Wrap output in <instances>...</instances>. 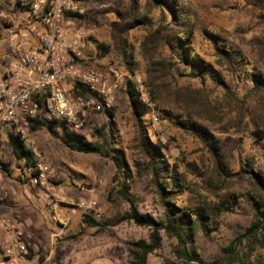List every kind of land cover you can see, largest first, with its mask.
<instances>
[{
  "label": "trees",
  "instance_id": "trees-1",
  "mask_svg": "<svg viewBox=\"0 0 264 264\" xmlns=\"http://www.w3.org/2000/svg\"><path fill=\"white\" fill-rule=\"evenodd\" d=\"M254 3L264 10V0H254ZM128 6L131 15L129 29L144 31L140 55L146 63L145 86L159 111V119L200 143L202 158L199 162L174 159L168 145L156 135L152 136L147 125L151 112L130 80L124 91L129 100L135 134L128 148L119 141L117 109L114 107L101 112L106 114L107 121L91 130V139L63 121H57L62 124V129L53 131V136L72 151L99 155L113 162L116 169L114 186L108 193V200L120 199L129 204V210L114 224L134 223L150 231L148 239L127 244L130 264H149L150 256L162 248L163 236L171 242L175 258L183 264H264V171L258 167L254 154L242 157L238 169H234L233 162L224 152L223 141L200 124V121L211 126L221 124L227 113L205 88L193 86L194 80L202 84L213 81L216 88L224 91L225 101L234 106L232 118L238 133H250L264 140V119L254 116L246 107L247 101L257 96L264 101V70H260L258 61L262 58L252 64L248 62L224 31L204 32V39L213 47L214 62L200 57L194 49L198 18L183 0H128ZM153 12L159 13V20L151 16ZM85 18L87 14L82 16ZM121 26V23H113L112 44L97 43V49L103 57L114 50L127 71L135 74L139 71L135 60L136 45ZM261 52L263 55L264 48ZM81 62L88 70L100 71L101 67L92 58ZM242 85L246 87V93L240 97ZM75 88L90 95L88 89ZM246 115L251 119L244 124ZM47 123L45 118L34 120L31 131L46 127ZM8 136L16 141L13 148L17 157L25 162L34 176H38L39 160L25 140L15 133ZM0 167L11 172L10 162L0 160ZM135 174L149 177L148 189L163 208L161 218L140 213L142 198L132 192ZM236 181L246 184L245 192L234 191ZM242 203L252 209L249 227L223 248L225 256L222 259L207 262L197 240L211 239L221 229L223 218L236 213ZM82 221L83 229L79 235L88 228L102 230L113 223L99 221L90 214H84ZM47 255L48 252L41 256V262Z\"/></svg>",
  "mask_w": 264,
  "mask_h": 264
},
{
  "label": "rangeland",
  "instance_id": "rangeland-1",
  "mask_svg": "<svg viewBox=\"0 0 264 264\" xmlns=\"http://www.w3.org/2000/svg\"><path fill=\"white\" fill-rule=\"evenodd\" d=\"M144 1V0H143ZM197 15L194 49L196 54L213 63V47L204 39V32L219 33L224 31L230 37L232 45L237 48L250 62L262 58L260 70H264V10L255 5L254 0H183ZM87 18L79 25L89 35L88 50L85 60L92 58L98 66L103 78L122 77L123 84L112 98V107L116 108L119 141L128 148L134 137L131 121L130 105L124 89L127 81L140 77L145 85L146 63L140 55V41L144 35L141 29H132L128 0H85ZM0 7V12H1ZM13 16L12 11H6ZM152 17L160 19L158 12ZM121 23V28L130 35V41L136 45V62L139 71L130 73L125 68L122 59L114 50L103 57L97 49V43L112 44V24ZM92 39V40H90ZM10 47L8 31L0 24V76L9 67ZM252 68V67H251ZM132 82V81H131ZM196 88H205L211 98L220 102L227 115L223 123L211 126L202 123L217 139L223 141L224 152L238 169L242 157L254 154L258 167L264 171V140L257 139L250 133H238L234 127L230 106L225 101L223 90L216 88L213 81L202 84L193 81ZM146 87V86H145ZM240 97L246 93V87L240 86ZM246 107L254 116L264 119V101L258 96L247 101ZM251 117L246 115L244 124ZM47 126L30 131L32 151L46 167L48 175L46 185H36L32 181V171L27 169L25 162L14 152L12 141L8 136L0 140V160L11 163L10 173L0 167V216L18 217L25 225V231L40 249L41 255L47 251L53 252V258L65 257L70 262L63 264H130L128 258V243L140 239H148L150 231L136 226L134 223L114 224L129 210V204L120 199L109 202L108 193L114 186L115 166L111 160L99 155L82 154L70 150L59 142L53 131H61L62 124L57 122L51 113H47ZM107 121L104 113L92 114L84 123L82 133L90 138L94 127H100ZM152 136L156 135L163 144L168 145L174 159L187 162L200 161L203 155L201 145L192 136L173 127L167 121L156 123L152 114L147 120ZM155 139V138H154ZM27 147L30 145L26 143ZM30 148V149H31ZM18 155L21 157V154ZM140 159V157H136ZM38 163V165H39ZM40 171V170H39ZM34 176V175H33ZM149 177L134 175L132 192L142 198L139 204L141 214H150L155 218L163 216V208L157 198L148 189ZM246 184L236 181L234 191L245 192ZM93 215L99 221H112L108 228L98 230L88 228L83 235V215ZM30 223L26 225V221ZM252 221V209L242 203L234 214L223 218L221 229L214 233L211 239L200 238L204 259L213 262L225 256L223 248L234 241L239 234H244ZM30 224V225H29ZM28 228V229H27ZM29 235V234H28ZM171 242L163 236L162 248L150 256L149 264H183L177 260L171 250ZM62 264V262H61Z\"/></svg>",
  "mask_w": 264,
  "mask_h": 264
},
{
  "label": "built area",
  "instance_id": "built-area-1",
  "mask_svg": "<svg viewBox=\"0 0 264 264\" xmlns=\"http://www.w3.org/2000/svg\"><path fill=\"white\" fill-rule=\"evenodd\" d=\"M0 7V24L8 31L11 57L0 76V140L15 133L31 148L33 121L47 120L48 112L78 132L90 115L112 108L122 77L115 73V77L104 79L81 62L89 42V35L79 26L87 14L85 0H0ZM131 81L158 123L159 111L143 80ZM76 86L88 89L90 95ZM38 169L40 173L32 175V181L44 186L46 167L40 162ZM3 201L0 198L1 204ZM36 253L37 246L24 223L0 216V264H31Z\"/></svg>",
  "mask_w": 264,
  "mask_h": 264
},
{
  "label": "crops",
  "instance_id": "crops-1",
  "mask_svg": "<svg viewBox=\"0 0 264 264\" xmlns=\"http://www.w3.org/2000/svg\"><path fill=\"white\" fill-rule=\"evenodd\" d=\"M6 218H8V217H6ZM9 218H14L15 219V217H9ZM16 218H18V217H16ZM28 223H30V220L29 219L26 221V225ZM24 227H25V225H24ZM28 231H29V233H28L29 236H31V237L34 236V234L32 232H30V230H28ZM35 245L37 246V253H36V255H33L32 256V258H31V264H61V262L63 264V263H66V262L67 263L70 262V260L69 259H66L65 257H61V261H60V259L53 258V252L52 251L51 252H48L47 251L48 252V255H47L45 261L44 262H41V256H42L41 254L42 253L40 252V249H39L38 245L36 243H35Z\"/></svg>",
  "mask_w": 264,
  "mask_h": 264
}]
</instances>
